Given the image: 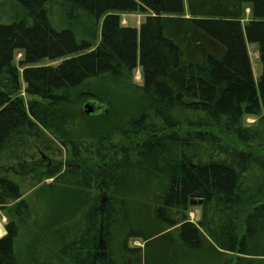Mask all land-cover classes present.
<instances>
[{
	"label": "trees",
	"instance_id": "1",
	"mask_svg": "<svg viewBox=\"0 0 264 264\" xmlns=\"http://www.w3.org/2000/svg\"><path fill=\"white\" fill-rule=\"evenodd\" d=\"M128 14L146 18L123 26ZM87 102L101 109L88 115ZM25 178L76 189L67 223L20 218ZM16 201L0 264H122L129 239L145 236L142 209L182 250L209 239L235 257L224 264H264V0H1L0 207Z\"/></svg>",
	"mask_w": 264,
	"mask_h": 264
},
{
	"label": "rangeland",
	"instance_id": "2",
	"mask_svg": "<svg viewBox=\"0 0 264 264\" xmlns=\"http://www.w3.org/2000/svg\"><path fill=\"white\" fill-rule=\"evenodd\" d=\"M1 1V0H0ZM250 11H246L247 17H249ZM146 16L142 14H128L122 16V25L139 28L142 22L145 21ZM249 21L246 18L243 23ZM250 60L252 63V68L254 72L255 81L258 82L260 75L262 74V65L259 59V51L256 45H248ZM21 59V55L16 56V62ZM62 60L59 61H44L43 63L36 65V67H48L55 66L60 64ZM133 83L135 85H143V78L141 75V70L138 68L133 74ZM114 88V98L118 107L115 106L116 110H119L121 107H124L125 103H120V101L125 100L123 93L118 92L117 85H113ZM22 97L26 98L24 91L22 92ZM122 105V106H121ZM121 118L118 113H114L109 117L111 122H115L117 118ZM254 123L253 119L247 118L245 120V125L250 127ZM13 165L4 166L3 171L6 173L12 174V177H19L20 172L15 171V168L11 167ZM22 181V180H21ZM54 180L49 179L45 180L38 188H30V182L28 178H25L22 183V189L24 195L22 199L26 200L30 206V213L28 214V219L23 216L20 217L23 221L25 220L28 225H34V223H44L47 227L52 225L53 228H56L57 225L62 223H67L68 219L72 217V214L75 212L77 205V198L75 197L76 189L67 188L63 186H54ZM19 203L18 201L12 202L7 205L6 209L0 207V225L4 228L9 222L10 218L7 214V209H11L13 206ZM202 206H191L188 214L189 219L193 224H197L202 217ZM14 212V211H13ZM150 212L146 209H142V213H139L140 227L143 230L145 236L136 237L134 239H129L128 241V250L132 252H126L125 258L122 260V264H171L172 260L176 262L183 261L187 264H219L222 261L224 264L225 261L231 258H235L233 255H230L227 252L221 251L217 252V247L215 244L211 243L209 239H205L208 243V246L204 252L201 253H189L188 251L182 250L180 243L177 242L176 238L167 239L169 232L164 233L161 237L155 236V231L153 229V224L149 223ZM14 214V213H13ZM24 221V222H25ZM27 226V225H26ZM139 227V226H137ZM136 227V228H137ZM27 228V227H26ZM153 229V230H152ZM29 230V227L27 228ZM25 228L20 229L18 242L30 247L32 241L35 240L34 235L31 240L30 236L27 237V231ZM48 231V229H44ZM152 230V231H151ZM35 235H38L35 231ZM0 238H2V229H0ZM174 240V241H173ZM169 245L170 247H167ZM220 253V254H219ZM218 255V260L216 256Z\"/></svg>",
	"mask_w": 264,
	"mask_h": 264
},
{
	"label": "water",
	"instance_id": "3",
	"mask_svg": "<svg viewBox=\"0 0 264 264\" xmlns=\"http://www.w3.org/2000/svg\"><path fill=\"white\" fill-rule=\"evenodd\" d=\"M101 109V107L96 103V102H87L83 105V111L88 114L92 115L95 113L96 110ZM203 205V200L200 201H191V206H202ZM1 226V225H0ZM1 229L3 231L2 237H5L7 235V231L5 228L1 226Z\"/></svg>",
	"mask_w": 264,
	"mask_h": 264
},
{
	"label": "crops",
	"instance_id": "4",
	"mask_svg": "<svg viewBox=\"0 0 264 264\" xmlns=\"http://www.w3.org/2000/svg\"><path fill=\"white\" fill-rule=\"evenodd\" d=\"M1 229V228H0Z\"/></svg>",
	"mask_w": 264,
	"mask_h": 264
}]
</instances>
